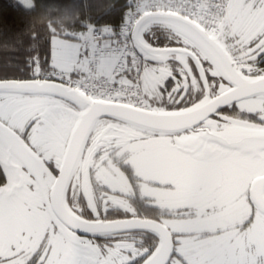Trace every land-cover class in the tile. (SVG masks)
I'll use <instances>...</instances> for the list:
<instances>
[{
    "label": "snow or ice",
    "instance_id": "1",
    "mask_svg": "<svg viewBox=\"0 0 264 264\" xmlns=\"http://www.w3.org/2000/svg\"><path fill=\"white\" fill-rule=\"evenodd\" d=\"M123 7L0 62V264H264V0Z\"/></svg>",
    "mask_w": 264,
    "mask_h": 264
},
{
    "label": "trees",
    "instance_id": "2",
    "mask_svg": "<svg viewBox=\"0 0 264 264\" xmlns=\"http://www.w3.org/2000/svg\"><path fill=\"white\" fill-rule=\"evenodd\" d=\"M130 0H36L35 7H26L19 0H0V62L5 59L13 64L23 63V57L28 55V46L33 43L31 32L35 21L48 12L50 8H59L51 15L63 14V9L69 7L73 16L81 19L90 18L98 25L118 24L122 18L123 7ZM67 27H78V22L66 21ZM41 38L47 35L44 24L36 26Z\"/></svg>",
    "mask_w": 264,
    "mask_h": 264
},
{
    "label": "flooded vegetation",
    "instance_id": "3",
    "mask_svg": "<svg viewBox=\"0 0 264 264\" xmlns=\"http://www.w3.org/2000/svg\"><path fill=\"white\" fill-rule=\"evenodd\" d=\"M152 36L155 37V43L163 47V45L169 43V34L168 31L160 26V25H153L151 29Z\"/></svg>",
    "mask_w": 264,
    "mask_h": 264
},
{
    "label": "built area",
    "instance_id": "4",
    "mask_svg": "<svg viewBox=\"0 0 264 264\" xmlns=\"http://www.w3.org/2000/svg\"><path fill=\"white\" fill-rule=\"evenodd\" d=\"M130 2H131V0H130ZM110 26L115 28L117 31H120V30L123 29V27L125 26V10L123 11L122 18L119 21V23L118 24H114V25H110Z\"/></svg>",
    "mask_w": 264,
    "mask_h": 264
},
{
    "label": "rangeland",
    "instance_id": "5",
    "mask_svg": "<svg viewBox=\"0 0 264 264\" xmlns=\"http://www.w3.org/2000/svg\"><path fill=\"white\" fill-rule=\"evenodd\" d=\"M19 1H20V3H22L26 7H32L31 5H25V3L23 2V0H19Z\"/></svg>",
    "mask_w": 264,
    "mask_h": 264
}]
</instances>
